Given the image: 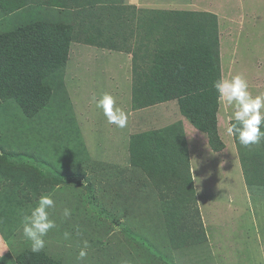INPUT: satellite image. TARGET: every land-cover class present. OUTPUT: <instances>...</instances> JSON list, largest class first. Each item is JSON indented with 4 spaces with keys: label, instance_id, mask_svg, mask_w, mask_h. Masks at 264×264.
<instances>
[{
    "label": "rangeland",
    "instance_id": "1",
    "mask_svg": "<svg viewBox=\"0 0 264 264\" xmlns=\"http://www.w3.org/2000/svg\"><path fill=\"white\" fill-rule=\"evenodd\" d=\"M33 1H27L24 14L14 18L0 15V33L50 16L70 25L75 38L69 44L66 63L44 81L48 102L39 111L28 114L13 100L0 102V146L13 150L8 162L26 173L17 187L14 178L0 175L6 188L0 203L20 199L17 208L0 206V247L7 244L10 248L0 264H16L18 252L31 250L22 234L20 211L33 207L42 194H51L56 206L49 210L50 218L57 224L45 237L42 252L60 264H264V139L245 147L228 136L220 106L216 129L227 145L218 150L220 154L208 152L207 135L181 113V99H172L170 89L159 86L166 92L161 98L170 99L153 105L170 113L174 110L173 123L170 116L168 120L155 119V113L144 116L142 105L155 94L158 87L153 84L163 78L164 67L170 64V60L154 61L156 54L164 56L165 50H172L183 59L178 46L188 44L189 38L197 45L200 37L194 34L199 29L201 39L207 38V46L215 52L207 24L215 26L208 29L217 30L223 75L242 74L253 95L264 92V0H249L250 7L257 4L255 13L261 16L253 23L244 0L234 4L221 0L220 13L227 17L220 20L194 10L198 0L179 6L169 0ZM159 3L163 4L156 5ZM149 15L158 30H152ZM228 15L235 17L229 19ZM142 19L146 23L140 30ZM239 21L248 23L242 30H251L250 40L239 44L231 61L229 30H241ZM150 68L156 72L154 77ZM205 71V66L198 68L199 78ZM147 78H154L153 82L144 81ZM104 93L111 94L127 114L124 128L110 124L96 107L93 97ZM159 120L171 124L165 137L174 133L178 137L175 143L183 144L188 131L199 137L184 143L198 178L192 185L193 194L173 182L143 183L147 175L132 161L144 157L140 149H134L138 146L134 134L141 127V137L145 128L154 131ZM144 138L143 147L148 139ZM123 153L128 154L127 159L120 156ZM77 163L87 170L81 178L72 169ZM161 173L170 176L171 170ZM65 207L71 209L68 217L63 216ZM64 232L70 234L68 240ZM204 235L205 240L201 239ZM85 241L88 255L80 262L77 256Z\"/></svg>",
    "mask_w": 264,
    "mask_h": 264
},
{
    "label": "trees",
    "instance_id": "2",
    "mask_svg": "<svg viewBox=\"0 0 264 264\" xmlns=\"http://www.w3.org/2000/svg\"><path fill=\"white\" fill-rule=\"evenodd\" d=\"M27 1L31 2L33 0H0L1 17L14 18V15L26 13ZM36 3L37 1L33 4ZM148 17L152 30H158L156 21L150 15ZM60 20L55 17L50 18V16L45 19H35L24 24H16L14 27L0 33V102L13 100L28 114L36 113L48 102L49 89L44 81H46L47 76L53 74L66 63L69 44H71L72 38H75L70 30L71 26L62 23ZM142 20V24L140 27L138 26L140 30H143L146 23L145 19ZM208 27L215 26L208 24L205 26V29L210 30L212 41L216 44L215 52H212L210 46H207L209 45L207 38L201 39L199 33L201 29H199L194 34L195 37H200L196 42L197 45L194 46L191 43L192 38H189L186 39L189 47L185 42L178 46V51L183 52V59L179 60L177 52H175L176 55H173L172 50L170 52L165 50L164 54L167 53V55L164 56L163 54L162 56H160L161 54L155 55L154 61L164 62V60H170V64L164 67L163 78L154 83L153 87L159 89V86L164 85L163 89L172 91V99H181L179 104L181 113L196 128L207 135L211 149L220 150L223 147V142L219 138L216 129V112L219 108V102L217 93L213 88V82L221 77V64L217 30L208 29ZM145 35L147 36L146 32ZM202 66H205L206 71L203 78H199L197 71ZM137 69L139 68H134V70ZM150 70L152 72H149L154 77L156 72L151 68ZM158 71H161V69ZM153 79L149 78L144 81L152 83ZM136 82H139V79ZM189 94L191 96H187ZM182 97H186L187 100H183ZM168 99L170 98L158 96L155 99L146 100L142 105H152L158 101ZM191 100L198 101L190 104ZM167 132L168 128H162L143 132V137L140 135L142 132L134 134L136 135L134 140L138 141V146L134 149H140L139 151L144 157L139 160L133 158L132 161L135 163L134 165H140L144 174L147 175V182L143 183L156 185L160 182V184L168 185L169 182H173L177 183V186L182 185L189 188L193 194V182L186 157L185 142L183 144L175 143L178 137L174 133L172 136L167 135L165 137ZM175 133L181 136L179 132ZM144 135L148 139L143 147L140 144L145 141ZM12 154L13 150L10 147L5 149L0 146V175L5 179L14 178V185L17 187L19 186V179L26 173L24 169L23 173H20L17 170L20 168L18 165L8 162L7 158ZM74 165L76 167L72 166V169L74 171L78 170L77 176L79 178L87 173V170L80 166L82 164L77 163ZM156 169L159 170L158 174L154 172ZM169 169L171 170L170 176L167 173H161L164 170L168 172ZM55 181H60V178L56 177ZM4 194H6V188L2 186L0 181V195L3 196ZM19 204V198H15L14 201L13 198H10L9 204L2 202L0 206L4 208L15 206L17 208ZM11 214L12 212L9 213V215ZM204 238L205 235L201 239ZM15 259L16 264H60L58 259L50 258L42 251L33 253L30 249L18 252Z\"/></svg>",
    "mask_w": 264,
    "mask_h": 264
},
{
    "label": "clouds",
    "instance_id": "3",
    "mask_svg": "<svg viewBox=\"0 0 264 264\" xmlns=\"http://www.w3.org/2000/svg\"><path fill=\"white\" fill-rule=\"evenodd\" d=\"M217 93V100L225 113V129L228 136L238 139L245 147L258 144L264 139V92L253 95L249 90V83L242 74H225L213 82ZM96 107L103 110L110 124L120 128L127 125V114L116 105L114 97L109 93L102 94L99 98L93 97ZM51 194H42L33 207L27 211L21 210V226L24 238L30 243L33 253H39L45 248V237L50 230L57 227L56 222L50 218V209L55 208ZM71 215V209L65 207L63 216ZM70 234L64 232L65 240ZM87 241L80 248L77 260L83 262L87 257ZM5 250H10L7 244L0 247V259Z\"/></svg>",
    "mask_w": 264,
    "mask_h": 264
},
{
    "label": "crops",
    "instance_id": "4",
    "mask_svg": "<svg viewBox=\"0 0 264 264\" xmlns=\"http://www.w3.org/2000/svg\"><path fill=\"white\" fill-rule=\"evenodd\" d=\"M189 1H191V0H169L168 2H171V4H176L177 6H179V5H183L184 3L185 4H187ZM237 0H230V3L232 2L233 4L236 2ZM245 1V3H244V7H245V12H247V11H249V13H250V15H249V22H250V20H252V22H250V23H253V21L255 20V18H257L258 19V17H260V19H261V16L260 15H258L257 13H255V11H256V8H257V4L256 5H254V6H252V7H250V5H249V0H244ZM163 3H165V1L163 2ZM163 3H159V4H156V5H160V4H163ZM221 0H198L197 1V3H196V5H195V8H194V10H196L198 13H210V14H213L215 17L217 16V18H218V20H220L221 18H226L227 17V14L225 15L224 13H220V10H221V8H220V6H221ZM260 3V2H259ZM260 4H262V2L260 3ZM175 5V6H176ZM189 5V4H188ZM217 5V6H216ZM235 16H231V17H229V15H228V18L229 19H233ZM251 17V18H250ZM240 22V21H239ZM241 24H242V26H241V30H229V34H230V39H231V41H232V43H233V55H232V57L230 58L231 59V61L232 60H235V58H236V53H238V48H239V44H243L244 42H247V41H249L250 39H249V37H250V31L251 30H246V31H244V30H242V28H243V26L244 25H247L248 23H246V24H244L243 25V23L242 22H240ZM255 32V31H254ZM218 44H220L219 42H218ZM86 47H90V46H86ZM219 58H220V64H221V56H220V50H219ZM234 58V59H233ZM234 62V61H233ZM77 67H79V66H76L75 67V72H76V68ZM132 67H133V64H132ZM130 68H131V66H130ZM221 68V67H220ZM130 70H132V69H130ZM220 73H221V76H223V73H222V69H220ZM77 73H74V74H71V75H76ZM229 75H234V73L233 74H231V73H228ZM161 94L162 95H164L159 89H157L156 90V92H155V94L154 95H152V96H150L148 99H155V98H157L158 96H161ZM130 95H131V92H130ZM132 98V97H131ZM155 107V109L153 110V108ZM219 107H220V104H219ZM144 109H143V111H144V116L145 115H148L149 117H150V113H155L154 114V116L156 115V117H155V119H157V117L159 116L160 117V120H168V118H169V116L171 117V120L169 121V122H172L173 123V121H174V117H175V115H174V110H172L171 111V113H170V111H167V110H163L162 111V109H157L156 108V105H145L144 107H143ZM219 109V108H218ZM153 110V111H152ZM140 111H142V108L140 109ZM162 111V112H161ZM181 117V116H180ZM159 120V121H160ZM182 120V119H181ZM180 120V121H181ZM136 122H137V124L139 123V119L138 118H136ZM161 123H166V122H164V121H160V123L159 124H156L155 126H158V127H154V129L155 130H158V129H162V128H165V129H167V127H169L171 124L170 123H166V124H163V125H161ZM147 128H145V130L144 131H148V130H146ZM142 130H143V128L141 127V129L139 130V132H142ZM143 131V132H144ZM136 133H138V132H136ZM187 133H189V134H187V136H185V140H184V142L186 143V142H188V139L189 138H191L192 140H197L199 137L198 136H196V134H193V133H191V132H187ZM191 136V137H190ZM226 138V137H225ZM223 139V138H222ZM225 141H223V145L225 144V145H227V141H226V139H224ZM177 141V140H176ZM175 141V142H176ZM208 141V140H207ZM206 150L208 151V152H218V154H220V151H218V150H213V149H207L206 148ZM186 152H187V155H186V157H187V159H188V164H189V169L191 170V177H192V182H193V187H194V185H195V177H196V179H198L197 178V174H194V170H195V167L193 166V162H191L190 160H189V157H188V150H187V144H186ZM120 156L123 158V157H125V159H127L128 158V154H126V153H123V154H120ZM206 156H207V154H206ZM220 156H219V160H220ZM121 159V158H120ZM210 161V160H209ZM209 164V163H208ZM244 178V177H243ZM246 183V182H245ZM196 192H197V190H196ZM227 193V195H232L230 192H226ZM232 199V198H231ZM219 225H221V223H219Z\"/></svg>",
    "mask_w": 264,
    "mask_h": 264
}]
</instances>
